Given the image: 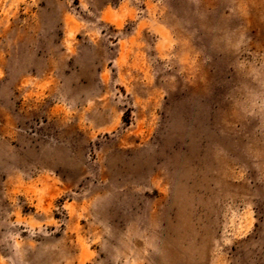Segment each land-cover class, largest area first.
Instances as JSON below:
<instances>
[{
    "label": "rangeland",
    "instance_id": "1",
    "mask_svg": "<svg viewBox=\"0 0 264 264\" xmlns=\"http://www.w3.org/2000/svg\"><path fill=\"white\" fill-rule=\"evenodd\" d=\"M0 264H264V0H0Z\"/></svg>",
    "mask_w": 264,
    "mask_h": 264
}]
</instances>
